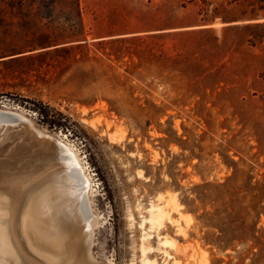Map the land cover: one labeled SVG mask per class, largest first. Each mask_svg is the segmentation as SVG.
<instances>
[{
  "label": "rangeland",
  "instance_id": "374dc122",
  "mask_svg": "<svg viewBox=\"0 0 264 264\" xmlns=\"http://www.w3.org/2000/svg\"><path fill=\"white\" fill-rule=\"evenodd\" d=\"M233 1L209 9H249ZM203 6L0 0V264H143V217L171 196L188 234L154 247L264 264V26L146 28Z\"/></svg>",
  "mask_w": 264,
  "mask_h": 264
},
{
  "label": "trees",
  "instance_id": "16d2710c",
  "mask_svg": "<svg viewBox=\"0 0 264 264\" xmlns=\"http://www.w3.org/2000/svg\"><path fill=\"white\" fill-rule=\"evenodd\" d=\"M241 0H234L231 3H239ZM204 6L201 8L199 15L201 17L190 18V17H179L173 13H166L163 16H156L154 19L148 22L146 26L147 31H151L154 34H147L148 36H167V35H185L195 34L203 32H211L214 27L211 26L216 22L226 24L227 26H243L244 28L262 27L264 22L257 21L262 17L264 12V0H244L249 7L248 10L242 16H229L220 14L218 7H214L212 10L209 9L211 3L208 0H203ZM185 7V6H184ZM211 11V12H210ZM240 21L243 22L240 24ZM234 23V24H233ZM229 24V25H228ZM210 25V26H209ZM172 30H180L174 31ZM143 36H131L112 39L108 43H127L137 42L142 40ZM111 54V53H110Z\"/></svg>",
  "mask_w": 264,
  "mask_h": 264
},
{
  "label": "bare ground",
  "instance_id": "6f19581e",
  "mask_svg": "<svg viewBox=\"0 0 264 264\" xmlns=\"http://www.w3.org/2000/svg\"><path fill=\"white\" fill-rule=\"evenodd\" d=\"M217 25L218 24H215L214 26H217ZM74 162H75V165H77L78 160H75ZM161 199H163V198L160 197V200ZM167 200L168 201L164 205L163 204L162 205L152 204L149 208V213H150L149 216L143 217V220L141 223L142 229L144 228L146 223L149 224V230H145L143 233V236H142L141 252H142L143 264H181V261L176 259L175 256L170 253V251L168 250L169 248L164 249L161 247H154L152 245V241H151V239L153 238L152 232H157L159 244H161L162 246H166V247L176 245V242L170 237H166L164 239H161V238H163V237H161L162 236L161 230L170 228L169 224L174 226L177 235L186 237L188 234L187 228H185L183 225H180L179 221L177 219L173 218V216H172L173 212L174 213L175 212L180 213L181 205L179 204L178 200L174 196H171L170 199H167ZM177 246L178 245H176V249L181 248V247L179 248V246L178 247ZM185 250H183V251H185ZM183 251H182V253H183ZM159 253L163 255V262L159 261V258H158ZM204 262H206V260ZM207 262H208V260H207Z\"/></svg>",
  "mask_w": 264,
  "mask_h": 264
}]
</instances>
